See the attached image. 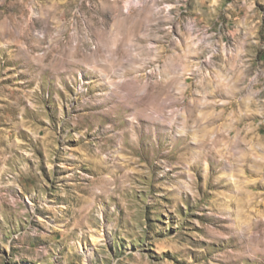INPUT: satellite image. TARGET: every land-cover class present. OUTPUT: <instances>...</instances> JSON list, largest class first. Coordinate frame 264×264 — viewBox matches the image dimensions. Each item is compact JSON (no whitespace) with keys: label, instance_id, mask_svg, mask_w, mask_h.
Returning <instances> with one entry per match:
<instances>
[{"label":"rangeland","instance_id":"374dc122","mask_svg":"<svg viewBox=\"0 0 264 264\" xmlns=\"http://www.w3.org/2000/svg\"><path fill=\"white\" fill-rule=\"evenodd\" d=\"M0 264H264V0H0Z\"/></svg>","mask_w":264,"mask_h":264},{"label":"bare ground","instance_id":"6f19581e","mask_svg":"<svg viewBox=\"0 0 264 264\" xmlns=\"http://www.w3.org/2000/svg\"><path fill=\"white\" fill-rule=\"evenodd\" d=\"M205 17V15L203 16V18ZM199 18H202V16L201 17H199Z\"/></svg>","mask_w":264,"mask_h":264}]
</instances>
